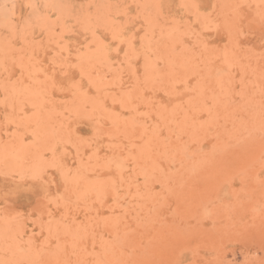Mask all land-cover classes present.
Listing matches in <instances>:
<instances>
[{
    "label": "rangeland",
    "instance_id": "374dc122",
    "mask_svg": "<svg viewBox=\"0 0 264 264\" xmlns=\"http://www.w3.org/2000/svg\"><path fill=\"white\" fill-rule=\"evenodd\" d=\"M1 1L0 216L6 220L1 217L0 242L13 244L14 238L18 245L7 250L12 256L5 249L0 256L27 254L31 244L30 255H14L19 260L7 264H45L44 254L51 251L46 252V240L59 245L51 246L57 253L61 247L68 251L73 227L88 223L87 234H80L82 247L79 236L78 244L72 241L82 250H73V244L70 256L62 250L61 257H70L63 256L67 264L83 249L94 257L85 254L83 263L112 264V253L104 257L98 249L103 238L122 248L112 255L117 264H264V0ZM184 112L194 113L200 129H183L179 120L189 118ZM217 142L225 144L215 150ZM108 156L121 158L124 175L117 171L118 180L126 178L131 187L117 178L110 184L112 171L98 166ZM80 159L86 165L79 166ZM80 167L88 169L82 168L87 176ZM72 173L83 175L73 182L80 186L71 182ZM99 177L109 178L103 181L108 187L94 186ZM84 182L103 200L79 191ZM121 206L136 210V216L132 211L130 218L124 208L125 216ZM56 217L70 225L55 227ZM116 217L125 239L116 233L115 242L108 222ZM45 222L58 230L44 231ZM46 232L52 238L58 232L54 239L64 245ZM32 248L40 255L33 257Z\"/></svg>",
    "mask_w": 264,
    "mask_h": 264
},
{
    "label": "bare ground",
    "instance_id": "6f19581e",
    "mask_svg": "<svg viewBox=\"0 0 264 264\" xmlns=\"http://www.w3.org/2000/svg\"><path fill=\"white\" fill-rule=\"evenodd\" d=\"M2 1H4V0H2ZM2 1H1V2H2ZM46 16H47V15H46ZM0 19H1V18H0ZM3 22H4V21H2L1 23H3ZM8 22H9V21H8ZM10 24H11V23H10ZM12 25H13V24H12ZM0 26H1V25H0ZM4 27H7V24H6V26H4ZM12 28H13V26H12ZM23 28H25V27L23 26V27L21 28V30H22ZM2 29H5V31L3 30V32H6V31H7L6 28H2ZM15 29H16V28H15ZM17 29H18V28H17ZM19 29H20V28H19ZM19 29H18V30H19ZM8 32H10V31H8ZM148 63H149V62H148ZM148 63H147V65H148ZM149 64L153 65L151 62H150ZM149 66H150V65H149ZM151 68H153V66H152ZM151 68L149 67V69H151ZM245 71H246V69H245ZM147 72H148V71H146V73H147ZM150 72H151V70H149V73H150ZM222 73H223V72H221V74H220V72H219V74H220L219 79H221V75H222ZM211 74H213V73L211 72ZM211 74H210V75L208 74V75L211 77ZM214 74H215V73H214ZM150 75H151V74H150ZM208 75H205V76L208 77ZM212 77H215V76L212 75ZM208 78H209V77H208ZM217 78H218V77H217ZM217 78H216V80H217ZM206 80H207V78H206ZM211 80H212V79H211ZM214 80H215V78H214ZM216 80H215V81H216ZM203 81L205 82V80H203ZM203 81H202V82H203ZM149 83H150V81H149ZM145 85H146V84H145ZM196 85H197V84H196ZM202 85H203V84H202ZM20 86H22V85H20ZM197 88H198V87H197ZM199 88H200V85H199ZM7 90H8V89L6 88V91H7ZM9 90H11V89H9ZM12 90H13V89H12ZM16 90H18V88L16 89V87H15V92H17ZM217 90H218V89H217ZM217 90H216V91H217ZM4 92H5V88H4V91H3V95L5 94ZM7 92H8V91H7ZM7 92H6V93H7ZM10 92H12V91H10ZM212 92H214V90H213ZM248 92H249V90H248ZM0 93H2V91H1ZM8 93H9V92H8ZM8 93H7V94H8ZM11 94H12V93H11ZM11 94L9 93V95L12 97ZM16 94H17V93H16ZM136 94H137V93H136ZM196 94H197V93H196ZM208 94H209V93H208ZM208 94L206 95L205 98H207V96L210 97L211 93H210V95H208ZM212 94H213V93H212ZM214 94H215V92H214ZM214 94H213V95H214ZM0 95H1V94H0ZM5 95H6V94H5ZM213 95H212L211 97H214ZM216 95H217V94H215V96H216ZM14 96H15V95H14ZM141 96H142V95H141ZM204 96H205V95H204ZM5 97H6V96H5ZM8 97H9V96H8ZM15 97H16V96H15ZM82 97H83V96H82ZM135 97H136V96H135ZM138 97H139V96H138ZM195 97L198 98V99L196 98V100H197L198 102H200L199 100L202 99L201 97H200L201 99H199V96H197V95H196ZM209 97H208V100L210 99ZM1 98H2V96H1ZM139 99H140V97H139ZM141 99H143V98L141 97ZM144 99H145V98H144ZM192 99H193V98H192ZM2 100H3V98H2ZM133 100H134V99H133ZM137 100H138V99H137ZM4 101H6V100H4ZM135 101H136V100H135ZM192 101H193V100H192ZM192 101H191V102H192ZM210 101H212V100H210ZM129 102H130V101H129ZM201 102H202V101H201ZM203 102H205V101H203ZM138 103H139V101H138ZM146 103H147V102H146ZM194 103H195V104H194ZM194 103H193V104L196 105V106H195V108H194L193 110H195L194 112L196 113V112L198 111V110H197L198 105L196 104L197 102H194ZM131 104H133V106H135V105H136V102L131 103ZM134 104H135V105H134ZM199 104H200L199 107L202 109V107H201V106H202L201 103H199ZM189 105H190V104H189ZM203 109H204V108H203ZM206 109H207V107L205 108V110H206ZM133 110H134V109H133ZM133 110H132V111H133ZM186 110L188 111L187 108H186ZM191 110H192V109H191ZM208 110H209V109H208ZM132 111H131V113H132ZM166 111H167V110H166ZM177 111L179 112V109H178ZM187 111H185V112L187 113ZM173 112H174V110H173ZM175 112H176V111H175ZM185 112H184L185 117H186L187 115H189V116H187V117H189V118H186V119H185V118L182 117L183 119H182V118H181V119H182V120L185 119V120H184V121L179 120L180 122H182V124H184V125H183V129H186L188 132H194L197 128L200 129V126H201L202 122H201V124L199 125V124H198L199 122H196V120H195L196 118H194V113H191V115H190V114H186ZM190 112H191V111H190ZM133 113H134V112H133ZM181 113H182V115H183V111H181ZM198 113H199V111L197 112V114H198ZM206 113H207V112H206ZM209 113H210V111H209L207 114H209ZM169 114L172 115V113H169ZM131 115H132V114H131ZM171 115H170V118H172ZM177 115L180 116L181 114L178 113ZM177 115L174 116V117H175V118L178 117ZM134 116H135V115H134ZM136 117H137V115H136ZM180 117H181V116H180ZM207 117H208V119H209V117H211V115H209V116H207ZM132 118H134L133 115H132ZM175 118H173V119H175ZM136 119H137V118H136ZM178 119H179V118H178ZM133 120H134V119H133ZM211 120H212V119H211ZM135 121H136V120H135ZM135 121H134V122H135ZM208 121H210V119H209ZM131 127H132V126H131ZM224 144H225V143L221 144V143H219V142L215 143V147H214L215 150L218 149L219 146H222V145H224ZM246 146H247V145H246ZM183 147H184V146H183ZM183 147L180 148V154H183V152H184L185 147H184V148H183ZM247 147H248V146H247ZM58 149H59V151H60V148H58ZM230 150H231V149H230ZM61 152H62V151H61ZM169 156H170V155H169ZM212 156H213V155H212ZM59 157H61V156H59ZM59 157H58V158H59ZM95 157H96V156H95ZM113 157H115V156H113ZM113 157H111L110 159H107V158H109V156L106 157L105 160H107V161H104V162H102L104 159L101 158V160H100V161H101V162H100V165H98V166H100L99 168H101V167L104 166L103 168H101V170H104V169H107V170H108V169H109V170H110L109 172L112 171L114 178H113V177H109L110 180H111V182L109 181V178H108V180H107V179H104V180H107L108 183L110 182V184H114V183H113V182H114L113 180H116V178H117V181L121 180V178H122V176H121V178H120V177L118 178V173H119L120 165H121V163H122V162L120 163L121 158H120L119 156H117V157H115V158H113ZM165 157H166V156H165ZM214 157L216 158V156H214ZM96 158H97V157H96ZM162 158H164V156H163ZM215 158H214V160H215ZM219 158H220V157H219ZM219 158H218L217 160H219ZM59 159H60V158H59ZM123 159H125V158H123ZM141 159L144 160L143 158H141ZM212 159H213V158H212ZM212 159H211V157H210V160H212ZM80 160H81V162H80ZM80 160H78V161H79L80 163H82V164L78 163L79 166H82V165L84 166L85 162H84V161L82 162V159H80ZM84 160H85V159H84ZM86 160H87V162H88V159H86ZM164 160H165V158H164ZM208 160H209V159H208ZM210 160H209V161H210ZM57 161H58V160H57ZM134 161H135V163H136V159H135ZM165 161H166V160H165ZM61 162H62V161H61ZM96 162H98V160H97ZM125 162H127L126 159H125ZM142 162H143V161H142ZM142 162H141V163H142ZM144 162H145V160H144ZM55 163H56V162H55ZM83 163H84V164H83ZM93 163H95V161H94ZM203 163H204V162H202V165H205V164H206V162H205L204 164H203ZM57 164H58V163H57ZM57 164H56V165H57ZM76 164H77V163H76ZM96 164H97V163H96ZM101 164H104V165L102 166ZM142 164H143V165H144V164L147 165L146 162H145V163H142ZM197 164H198V163H197ZM56 165H55V166H56ZM59 165H60V162H59ZM63 165L65 166V164H63ZM63 165H62V163H61V166H59L60 169H61L62 167H64ZM85 165H86V164H85ZM124 165H125V163H124ZM198 165H200V164H198ZM202 165L200 166L201 168H202ZM32 166H33V165H32ZM96 166H97V165H96ZM98 166H97L96 168H98ZM135 166H136V165H135ZM33 167H34V166H33ZM39 167H40V165L37 167V171L39 172V170H40V173H41V174L39 173V176H40V175H42V172H41V171H43V169H42L43 166H42V168H41L42 170L39 169ZM141 167H142V166H141ZM195 167H197V166H195ZM35 168H36V166H35ZM53 168H55V167H53ZM82 168L85 169L84 167H80L79 169H82ZM86 168H87V167H86ZM147 168H148V167H147ZM32 169H33V168H32ZM38 169H39V170H38ZM57 169H58V168H57ZM62 169H63V168H62ZM77 169H78V167H77L76 169H74V170L77 171ZM83 169H82V170H78V172L83 171ZM140 169H141V168H140ZM45 170H46V169H45ZM85 170H86V169H85ZM87 170H88V169H87ZM87 170H86V171H87ZM97 170H98V169H97ZM107 170H106V172H107ZM123 170H125V169H123ZM117 171H118V173L116 174ZM126 171H127V169H126ZM126 171H125V176H126ZM132 171H133V170H132ZM38 172H37V173H38ZM44 172H45V171H44ZM44 172H43V173H44ZM61 172H64V171L61 170ZM73 172L75 173V171H73ZM133 172H134V171H133ZM144 172H145V168H144ZM17 173H18V172H17ZM21 173H22V172H21ZM33 173L35 174L36 171H34V172L32 171V174H33ZM74 173H72V174H73L72 176H73L74 179L71 177V182H72V183H73V182H76V181H75V178H76V175L78 174V173H77L76 175H74ZM80 173H81V172H80ZM80 173H79L78 175L83 176V175H81ZM122 173H123V172H122ZM122 173H121V174H122ZM145 173H146V172H145ZM145 173H144V175H145ZM44 174H45V173H44ZM63 174H64V173H63ZM63 174H62V175H63ZM83 174H84L83 177H85V174H86V176H87L88 173H85V172L83 171ZM96 174H100V171H99L98 173H96ZM109 174H110V173H109ZM119 174H120V173H119ZM121 174H120V175H121ZM127 174H128V173H127ZM62 175H61V176H62ZM67 175H68V174H67ZM120 175H119V176H120ZM123 175H124V173H123ZM133 175H135V174H132V176H133ZM17 176H19V173L17 174ZM80 176H79V177H80ZM94 176H95V175H94ZM99 176H100V175H99ZM63 177H67V176L64 175ZM69 177H70V176H68L67 179H69ZM96 177H98V176H96ZM127 177H128V175H127ZM36 178H38V177H36ZM40 178H42V176H41ZM61 178H62V177H61ZM86 178H87V177H86ZM86 178H85V180H87ZM99 178H100V177H99ZM111 178H112L113 180H112ZM42 179H43V178H42ZM63 179H64V178H63ZM80 179H81V178H80ZM118 179H119V180H118ZM125 179H126V178H125ZM125 179L123 178V181H124ZM127 179H129V178H127ZM132 179H134V178H132ZM33 180H34V179H33ZM61 180H62V179H61ZM64 180H66V179H64ZM72 180H74V181H72ZM82 180H83V179H82ZM95 180H96V179H95ZM95 180H94V178H93V179L91 180L90 184L93 185L94 183L97 182V183H96L97 185L94 184V186H95L96 188H97V186H99L98 189H99V190H102V189H103V186L105 185V182H103L104 180L102 181L101 178L98 179V180H96V182H95ZM99 180H101V185H99V182H98ZM46 181H47V180H46ZM80 181H81V180H79L78 182L80 183ZM83 181H84V180H83ZM87 181H88V183H89V180H87ZM93 181H94V182H93ZM117 181H115V182L117 183ZM123 181H122V182H123ZM42 182H43V181H42ZM59 182H61V181H59ZM81 182H82V181H81ZM92 182H93V183H92ZM119 182H121V181H119ZM122 182H121V183H122ZM125 182H126V181H125ZM125 182H123V183H125ZM129 182H131V181H129ZM129 182H126L127 185L124 184V187H125V185H126V187L130 186V183H129ZM133 182H135V181H133ZM72 183H70V184L72 185ZM84 183H85V184H84L85 186H83V187L86 189L87 192L85 191V189H82V187L79 188V189H80L79 191H81L82 193L85 192V193L87 194V195H86V197H87L88 194H89V192L91 193V191L89 190V188H90L91 185H90V184H87V182H84ZM121 183L118 184V185L120 186ZM43 184H44V182H43ZM48 184H49V183H48ZM61 184H62V183H61ZM61 184H60V185H61ZM63 184H64V182H63ZM63 184H62V186H63V189H64V185H67V183L65 182V184H64V185H63ZM68 184H69V183H68ZM82 184H83V182H82ZM133 184H134V183H133ZM133 184H132V186H133ZM39 185H40V184H39ZM53 185H54V184H53ZM53 185H52V187H53ZM71 185H70V186H71ZM73 185H76V184L73 183ZM107 185H108V184L106 183L105 186L108 187ZM62 186H61V187H62ZM78 186H80V184H79V185H78V184L76 185V187H78ZM105 186H104V188H105ZM113 186H114V185H113ZM113 186H112V185H111V186L109 185V188H112V190H110V191H112V192H111V195H112V194L114 193V191L117 189V188H116L117 184H115V186H114V188H116V189H114V191H113ZM119 186H118V187H119ZM45 187H46V186H45ZM71 187H72V186H71ZM73 187H74V186H73ZM100 187H101V188H100ZM122 187H123V186H122ZM130 187H131V186H130ZM130 187H129V188H130ZM69 188H70V187H69ZM96 188H94V187L92 186L91 190H92V189L95 190ZM119 188H121V187H119ZM133 188H134V187H133ZM50 189H52V188H50ZM53 189H54V187H53ZM53 189H52V192L55 190V189H54V190H53ZM72 189H73V188H72ZM122 189H123L124 193H125V192H128V190H129L128 188H125L126 191L124 190V188H122ZM67 190H68V187H67ZM82 190H83V191H82ZM94 190H93V194H95V195H94L95 198L92 196V193L89 194V195L92 196V198L94 199L93 201H96V200L98 201V199H101V197L98 196V195H96V193H97L98 190H97V191L95 190V193H94ZM133 190H135V189H133ZM77 191H78V190H77ZM105 191L107 192V194L109 193V191H107V189H106V190L104 189V193H106ZM116 191H118V190H116ZM121 191H122V190H121ZM121 191H120V192H121ZM99 192H100V191H99ZM72 193H73L74 196H76V193H77V192L75 193V191L72 190ZM78 193H80V192H78ZM82 193H80V195L78 196L79 198H82L83 196H85V194L82 195ZM100 193H102V191H101ZM100 193H99V194H100ZM104 193H103V194H104ZM122 193H123V192H122ZM122 193H121V195H123ZM45 194H46V193H45ZM58 194H59V193H58ZM97 194H98V193H97ZM103 194H101V195H103ZM116 194H117V193L115 192V193L113 194V196L116 195ZM127 194H128V193H127ZM40 195H41V194H40ZM53 195H55V193H54ZM56 195H57V194H56ZM56 195H55V196H56ZM81 195H82V197H81ZM124 195H125V194H124ZM129 195H130V194H129ZM133 195H135V193H134V194L131 193L130 197L133 196ZM41 196H43V195H41ZM74 196H73V197H74ZM97 196H98V197H97ZM125 196H127V195H125ZM44 197H45V196H44ZM44 197H43V198H44ZM53 197H54V196H53ZM99 197H100V198H99ZM116 197L119 198L118 196H116ZM127 197H128V196H127ZM135 197H136V195H135ZM56 198H57V196H56ZM56 198H55V199H56ZM74 198H75V197H74ZM76 198H77V197H76ZM79 198H77V199L81 201V199H79ZM128 198H129V197H128ZM41 199H42V198H41ZM83 199H85V198H83ZM113 199H114V198H113ZM131 199H132V198H131ZM133 199H135V198L133 197ZM133 199H132V201H133ZM45 200H46V199H45ZM57 200H58V199H57ZM85 200H86V199H85ZM85 200H83L82 204L84 203ZM88 200H90V198H89ZM88 200H86V201H88ZM102 200H103V199H101L100 201H102ZM115 200H116V199H115ZM117 200H118V199H117ZM122 200H123V199H122ZM135 200H136V199H135ZM135 200H134V201H135ZM3 201H4V200H3ZM72 201H73V200H72ZM86 201H85L84 204H86V206H87V205H88V204H87L88 202H86ZM127 201H129V200H127ZM134 201H133V203H135ZM54 202H56V201L54 200ZM90 202H92V201L90 200ZM90 202H89V204L91 205ZM2 203H4V202H2ZM44 203H45V202H44ZM58 203H60V200H58ZM80 203H81V202H80ZM92 203H94V202H92ZM95 203H98V202H95ZM100 203H101V202H100ZM125 203H126V202H125ZM127 203H128V202H127ZM130 203H131V202H130ZM130 203H129V204H130ZM0 204H1V203H0ZM52 204H53V203H52ZM72 204H73V202H72ZM82 204H81V205H82ZM56 205H58V204H56ZM131 205H134V204H131ZM84 206H85V205H84ZM84 206H83V207H84ZM127 206H128V207H131L130 205H127ZM5 207H6V206H5ZM88 207H89V205H88L87 207L83 208V209H85V211H86V210L88 209ZM2 208L4 209V207H2ZM6 208H7V207H6ZM90 208H92V207H90ZM90 208H89V209H90ZM120 208H123V210H121V209H120V210H121V212L123 211V214L125 215V213H126L125 211L127 210V209H126V206H125V207H124V206H123V207L121 206ZM124 208H125V211H124ZM133 208H134V206H133ZM129 209H130V208H129ZM131 209H132V208H131ZM64 210H65V209H64ZM90 210H91V209H90ZM6 211H7V209H6L5 211H3V212L5 213ZM88 211H89V210H88ZM132 211H133V209L130 210V211L127 210V214H129V212H132ZM89 212H90V211H89ZM133 212H134V214H133ZM133 212H132L131 214H133V215L136 216V214H135V213H136V210H134ZM6 213H7V212H6ZM6 213H5V214H6ZM11 213H12V212H11ZM47 213H49L48 210H47ZM121 214H122V213H121ZM2 215H3V213H2ZM39 215H40V214H39ZM39 215H38V216H39ZM124 215H123V216H124ZM7 216L9 217L10 214L8 213ZM12 216H13V215H12ZM12 216H11L10 219H12ZM52 216H53V214H52ZM125 216H126V215H125ZM129 216H130V214H129ZM135 216H134V219H135ZM1 217H2V216H0V220H2L3 218H5L6 215H5V217H4V215H3L2 219H1ZM132 217H133V216H130V218H132ZM56 218H57V219L54 218V221L56 220V223L54 222V223H55V227H56V224H57V225H58V228H59V224H60L61 222H63V226H62V228H65V227H64V224H67V226L70 225L69 223H65L63 220H61V222L59 223V221H60V219H61L62 217H60L59 219H58V217H56ZM118 218L120 219V216H119ZM118 218L116 217V219H111V220L108 222V227H109L108 229L111 231V233H112V231H113V233H114V235H115V237H113V238H116V237H117L116 233H123L122 231H120V230H123V227H122V229H121V226L118 225L119 222L121 221V220H120L119 222H117V221H118ZM51 219H53V218L51 217ZM51 219H49L50 222H53V221H51ZM63 219H64V218H63ZM5 220H6V218L3 219L2 222L5 221ZM18 220H19V219H18ZM38 220H39V219H38ZM47 220H48V219H47ZM57 220H58V221H57ZM71 220H72L71 222H73V219H71ZM132 220H133V219H132ZM10 221H11V220H10ZM13 221H14V220H13ZM40 221H41V220H40ZM94 221H95V220H93V222H94ZM8 222H9V220H8ZM8 222H6V223H7L6 225H9ZM11 222H12V221H11ZM43 222H44V221H43ZM50 222H49V224H50ZM57 222H58L59 224H58ZM74 222H75V221H74ZM13 223H14V222H13ZM13 223H12V224H13ZM16 223L18 224V221L16 222V220H15V224H16ZM38 223H39V222H38ZM75 223H76V222H75ZM87 223H88V222H87ZM97 223H98V222L96 221V224H97ZM42 224H43V223H42ZM45 224H48V222H47V223L45 222ZM45 224H44V226H45ZM49 224H48V225H49ZM72 224H73V223H72ZM73 225H74V224H73ZM77 225H78V223H77ZM86 225H87V224H85V227H84V225H83L84 229H83V227L81 226V224L78 225V226H79L78 228H77V227L74 228V227H75V226H74V227H73V230H72V229H71V230H72L73 235H74L75 238L73 237V238H74V239H73V238H71L72 236L70 237V235H69V237H68L69 240H68V241H70V238H71L72 241L75 242V241H74L75 239L79 240V239H78V236H79V238H80V234H81V236H82V234H87V233H84V232L86 231V230H85ZM15 226H16V225H15ZM41 226H43V225H41ZM44 226H43V227H44ZM53 226H54V225H52V226L49 225V227H48V226L46 225V229H44V231H46V230H48V229H49L48 231H50V229H51V232H52V228H53ZM89 226H91V224L88 223L87 227H89ZM94 226H95V224H94ZM18 227L20 228V226H18ZM50 227H51V228H50ZM80 227H82V230H80V232H79V230H76V229H80ZM91 227H92V226H91ZM96 227H97V226H96ZM19 228H18V229L16 228V229L19 231ZM44 228H45V227H44ZM47 228H48V229H47ZM58 228H57L56 230H54V228H53V231H57ZM67 228H68V227H67ZM16 229H14V231H15ZM17 230L13 233V236H15V238H16V234H18ZM20 230H21V229H20ZM42 230H43V229H42ZM42 230H41V231H42ZM60 230H61V228H60ZM62 230H63V231H61V232H62V233L64 232V233L66 234V232H65L66 230H65V229H62ZM71 230H70V227H69V231H70V232H71ZM83 230H85V231L83 232ZM88 231H91V230H89V228H88ZM19 232H20V231H19ZM81 232H82V233H81ZM221 232H222V230H221ZM46 233L49 235V232H46ZM46 233H45V234H46ZM55 233H56V232H55ZM78 233H79V234H78ZM91 233H92V232H90V234H91ZM124 233H125V232H124ZM124 233L122 234V235H123V236H122V239H123V240L125 239ZM14 234H15V235H14ZM53 234H54V233H53ZM53 234L51 233V234H50L51 236L49 235V236L51 237V240L55 238V236H54V238H52ZM59 234H60V233H59ZM88 234H89V233H88ZM92 234H93V233H92ZM99 234H100V232H99ZM48 235H47V236H48ZM57 235H58V232H57ZM57 235H56V238H55V239H58V238H59ZM63 235H64V234H63ZM114 235H113V236H114ZM13 236L11 235V239H12ZM18 236H19V234H18ZM45 236H46V235H45ZM47 236H46V239H47ZM105 236H106V235H105ZM110 236H111V235H110ZM57 237H58V238H57ZM83 237H85V235H84ZM106 237H107V236H106ZM123 237H124V238H123ZM8 238H9V236H8ZM48 238H49V237H48ZM92 238H93V237H92ZM99 238H100V239H99ZM99 238H98V240H100V241H102V240L104 239L103 241L105 242V241L107 240V238L105 239V238H103V237H102L103 239H101L100 236H99ZM46 239H45V240H46ZM55 239H54V240H55ZM95 239H97V238H95ZM95 239H93V240H95ZM109 239H110V238H109ZM118 239H119V237H117V240H115V242H116V241H119ZM120 239H121V235H120ZM122 239H121V240H122ZM9 240H10V239H9ZM9 240L7 239L8 242L6 241V242H7V243H6V244H7L6 247H8L9 245H12V246H11V248H10V246H9L7 249H6V247H5L6 244H5L4 242H2V241H1L2 243L0 242L1 245H2L3 243L5 244V245H4L5 248H1V247H3V246H0V249H2V250L5 249V250H6V253H7V250L13 248V244H14V242H15L14 238L12 239L13 244H12V243L10 244L11 240H10V242H9ZM13 240H14V241H13ZM21 240H22V238H21ZM85 240H86V239H85ZM121 240H120V241H121ZM17 241L19 242L20 240H19V239H18V240L16 239V242H17ZM43 241H44V240H43ZM47 241H49V240H46L45 243H44V242H43V243H44L45 246L48 247V248H47V250H46V249H45V246H44L43 250L45 249L46 252H47L48 249L50 248L51 251H50V253H48L47 255L44 254V251H45V250H44L43 253H42V254H44L45 257H46L45 260H43V262H44L45 264H67L66 262L68 261L67 259H68V257L70 256V252L72 251V249L74 250V248L77 247L76 250H78L79 248L81 249V247H82V245L80 244L81 238H80V240H79V244H80L81 247H79V246H77V245H74V244H76V243L78 244V241H76L74 244H73L72 241H71V242H68V243H67L68 245L65 243L66 246H68V247L70 246L69 243H70V244L72 243L73 246H72V244H71L72 249H71V246L69 247V249H71V251H69L68 248H66V249L68 250V251H66L64 247L62 248V247L60 246V247H61V248H60V249H61V253H62L64 250L66 251V253L69 252V254L67 253V254L69 255V256L67 255L68 257H66V253H65L64 255L62 254V257H61V255H60V254H61V253H60V250H59V251L57 250V251H58V253H57L56 250L52 249V248H56V249H57V247H59V245L55 247L54 244H53V246H52V244H51V245L49 246V245L46 243ZM58 241H59V242L57 243V240H55V243H57V244H59V243L61 244V243H62V241H60V240H58ZM103 241H102V243H100V244L98 245V246H99L98 249L100 250V253L102 252V253H103V256H104V252H106V251H108L107 253H112V254H109V255H110L109 257H108V256H107V257L110 258V260H111L110 262H112V264H117V263L115 262L116 260H114V259L117 258V255H115L114 258H112V255L114 256V254H120V253H117V251L119 252V249H120L119 247H120V246H119V245H116L117 242L114 244L113 239H112V240L110 239V241L113 242V245H112V243H110V241L108 242V240H107L105 243H104ZM20 242H22V241H20ZM63 242H64V241H63ZM83 242L85 243L86 241H83ZM98 242H99V241H98ZM8 243H9V244H8ZM106 243H107V244H106ZM19 244H20V243H19ZM21 244H22V243H21ZM25 244H26V242H25ZM25 244H24V245H25ZM27 244H29V242H28ZM49 244H50V241H49ZM62 244L64 245V243H62ZM110 244H111V245H110ZM118 244H119V243H118ZM120 244H122V243L120 242ZM15 245H16V246H15ZM17 245H18V243L14 244V247H17ZM22 245H23V244H22ZM30 245H31V244H29V246H30ZM47 245H48V246H47ZM85 245H86V244H85ZM85 245H84V246H85ZM29 246H28V247H29ZM51 246H52V248H51ZM75 246H76V247H75ZM28 247L26 246V248H25L26 250L24 249L26 252H28L27 254L24 253L23 250H22V253H20V254H22L23 256H24V255H30V254H31V253H30L31 251L29 252V250H30L31 248L29 249ZM78 247H79V248H78ZM18 248H19V250L21 249L20 247H18ZM27 248L29 249L28 251H27ZM39 248H40V247H39ZM39 248H38V249H39ZM41 248H42V246H41ZM41 248H40V249H41ZM32 249H33V248H32ZM34 249H36V248H34ZM34 249H33V251H32V253H33V257H35V256H34V253H36L35 255H38V254L41 252L40 249H39L40 252L37 254V251H38V250L34 251ZM121 249H122V248H121ZM121 249H120V252H121ZM2 250H0V252H1ZM13 250H14V249H13ZM13 250H9V251L11 252V251H13ZM41 250H42V249H41ZM62 250H63V251H62ZM81 250H82V249H81ZM85 250H86V249H83L84 252H82V254H80V257L77 255V256L79 257V258L77 257V261L74 260V262H73V260H72L73 264H82V263H83V262H82V261H83V258L86 257L88 254H89V255L92 254V253L89 251L90 249L87 250L88 253H87ZM111 250H112V251H111ZM20 251H21V250H20ZM109 251H110V252H109ZM3 252H4V250H3ZM76 252H77V251H76ZM85 252H86V253H85ZM89 252H90L91 254H90ZM114 252H116V253H114ZM6 253H5V254H6ZM18 253H19V252H18ZM56 253H57V254H56ZM72 253H73V251H72ZM74 253H75V251H74ZM95 253H96V252H95ZM107 253H106V255H108ZM5 254H4V255H5ZM7 254H8V253H7ZM7 254H6V256H5V257H6V259H5V260H6L5 264H7V263H8L7 261H8L9 259H11V258H12V261H13V258L16 259V258H15L16 256H17V257H20V259L22 258V257L20 256V254L18 255L17 253L14 254V255H16V256L13 255V257H11V258H7L8 255H11V256H12L13 253H12V254L9 253L8 255H7ZM78 254H79V253H78ZM85 254H87V255H85ZM98 254H99V251H98ZM98 254L96 253V255H98ZM39 255H40V254H39ZM44 255H43V256H44ZM57 255H59L60 257H56ZM73 255L75 256L76 254H73ZM73 255L71 256V258L73 257ZM89 255H88V256H89ZM92 255H93V254H92ZM92 255H91L90 258H92ZM121 255H122V253H121ZM1 256H2V255H1ZM1 256H0V258H5L4 256H3V257H1ZM63 256H65L67 259H66L65 257H63ZM101 256H102V254H101ZM119 256H120V255H119ZM126 256H127V255H126ZM126 256L123 255V258L126 259V258H127ZM8 257H9V256H8ZM75 257H76V256H75ZM75 257H74V259H75ZM82 257H83V258H82ZM104 257H105V256H104ZM104 257H103L102 260H104L103 262L106 263V258L104 259ZM39 258H40V257L38 256V259H39ZM7 259H8V260H7ZM38 259H36V260H38ZM69 259H70V257H69ZM86 259H88V257L85 258V260H86ZM92 259L94 260V257H93ZM97 259H98V260H97ZM112 259L114 260L115 263L112 261ZM18 260H19V259H18ZM18 260L16 259V260H14V261L17 262ZM30 260H32V259H30ZM66 260H67V261H66ZM85 260H84V261H85ZM93 260H92V261H93ZM95 260H97V262H100V261H101V258L99 259L98 256H97V257L95 256ZM99 260H100V261H99ZM121 260H122V259H120V257H119V260L117 259V261H119V262H121ZM9 261H10V260H9ZM14 261H13V262H14ZM69 261H70V260H69ZM78 261H80V262H78ZM88 261H90V259H89ZM0 262H1V261H0ZM13 262H12V264H13ZM35 262H36V261H35ZM86 262H87V261H85V263H83V264H92L91 261H90L91 263H86ZM94 262H95V261H93V263H94ZM101 262H102V261H101ZM19 263H20V261H19ZM69 263H70V262H69ZM108 263H109V262H108ZM108 263H107V264H108ZM1 264H3V263H1ZM9 264H10V263H9ZM71 264H72V263H71ZM97 264H99V263H97ZM102 264H103V263H102ZM109 264H111V263H109ZM120 264H121V263H120Z\"/></svg>",
    "mask_w": 264,
    "mask_h": 264
}]
</instances>
